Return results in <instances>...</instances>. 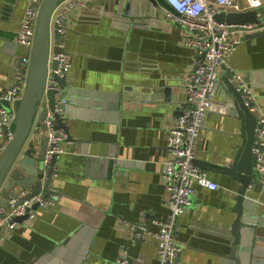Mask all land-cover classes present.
<instances>
[{
    "label": "crops",
    "instance_id": "crops-1",
    "mask_svg": "<svg viewBox=\"0 0 264 264\" xmlns=\"http://www.w3.org/2000/svg\"><path fill=\"white\" fill-rule=\"evenodd\" d=\"M153 2L164 23L128 31L112 27L107 18L69 24L65 47L73 60L65 76L70 88L119 93L124 86H139L160 92L162 99L131 100L103 115L92 112L79 117L77 110L78 117L65 114L72 139L56 157L59 174L54 184L61 196L54 207H39L35 219L24 220L7 234L0 232L6 235L0 242V264H63L62 256L54 254L53 260L50 251L79 228L74 245L84 250L86 264H116L123 251L134 264H158L157 242L140 240L141 234L130 233L125 222L156 231V221L168 216L161 170L168 156V129L187 104L183 79L192 68L195 49L182 43L180 25L164 16L163 0ZM25 5V0H0L1 86L14 83L16 62L24 54L15 38ZM225 65L243 74L259 114L264 115V35L245 38ZM224 73L222 68L211 97L216 102L209 104L196 152V159L208 164V178L220 187L198 186L193 206L177 218L175 235L182 251L176 264H228L239 184L220 167L232 159L240 144L241 123L219 111ZM42 108L29 135L38 148L45 137ZM112 154L121 161L113 170L107 161ZM256 189V213L264 223V187Z\"/></svg>",
    "mask_w": 264,
    "mask_h": 264
},
{
    "label": "water",
    "instance_id": "water-1",
    "mask_svg": "<svg viewBox=\"0 0 264 264\" xmlns=\"http://www.w3.org/2000/svg\"><path fill=\"white\" fill-rule=\"evenodd\" d=\"M65 0H42L38 12V20L34 35V42L27 70L22 68V59L16 62V67L25 78V87L19 101L16 104V116L13 121V137L0 152V204L6 205L10 195L15 194L16 188H26L30 194L43 191L44 196L49 195V178L44 179L45 165L44 157L48 147V138L41 140V147H37V140H29L34 118L40 108L41 118L44 119L48 111L54 112L57 129H63L72 139L70 126L66 124L65 118L54 111L56 98L62 102L63 113H70V117H78L74 110L79 111V117L87 113L103 115L107 110L122 108L131 100L150 101L160 100V92L152 90L144 91L139 86H124L119 93L93 92L89 90H77L68 86L67 77H56L60 89H51L44 96V90L49 71L57 66L58 61L50 59L51 53L60 49L52 43L57 44L60 35L51 29L52 15L55 9ZM260 13V15L258 14ZM264 16V2L244 11H222L215 15L219 22L230 25L243 24L246 22H259ZM101 18L110 20L111 26L128 31L130 27H146L149 24L158 23L159 11L153 0H89L86 6L75 3L67 12L68 23L97 22ZM161 23H164L161 21ZM55 27V25H54ZM264 35V30L246 34V38ZM225 73L221 77L222 91L218 94L221 113H229L240 120V144L230 161L220 167L231 179L237 181L239 188L235 195V204L232 211L235 213L231 225L234 235L233 244L226 256L228 264H264V223L257 215L258 202L253 197L254 193L262 190V184L256 170V158L253 147L257 139L256 129L257 113L252 110L257 105L252 98L253 93L248 92L234 78L235 72L226 65L222 66ZM123 102V103H122ZM211 103L216 102L211 99ZM122 103V104H121ZM0 104L10 108L11 103L7 99H0ZM73 106L79 109H74ZM213 107H216L213 105ZM86 117V116H85ZM103 159V158H102ZM112 170L114 164L121 161L115 159L112 154L107 158ZM56 163V156L52 157L47 169L48 177L51 176ZM195 163L202 169H207V163L201 159H195ZM37 208V206H34ZM26 216L17 217L19 221ZM82 228L76 230L70 238L66 239L62 246L50 251L53 257L61 255L63 264H86L83 252L77 250L74 245L75 237ZM140 233L142 240L144 230L137 228L136 234ZM68 246V249L65 247ZM81 253V254H80ZM179 258H176V262Z\"/></svg>",
    "mask_w": 264,
    "mask_h": 264
},
{
    "label": "built area",
    "instance_id": "built-area-1",
    "mask_svg": "<svg viewBox=\"0 0 264 264\" xmlns=\"http://www.w3.org/2000/svg\"><path fill=\"white\" fill-rule=\"evenodd\" d=\"M26 5L23 17L16 34V44L24 50L22 68L27 70L34 42V35L38 20V12L42 0H25ZM89 0H65L53 12L51 29L60 35L57 43L59 51L51 53L50 59L58 61L57 66L49 71L44 90V96L51 89H60L56 77L67 74L72 66L73 53L66 49L65 42L70 26L67 22V12L75 3L86 6ZM164 16L180 25L182 43L195 49L192 68L184 75L186 92V106L175 117L168 129L166 149L168 156L164 160L161 170V179L165 185L167 218L156 221L158 229L148 231L140 224L125 222L130 233L136 235V230L142 227L143 239L151 238L157 242L158 264H176V258L182 251V246L176 240V221L187 208L193 206L197 187L218 189L220 186L208 178L207 171L195 163L197 142L204 127L208 114L211 97L214 94L219 80L222 66L235 53L239 44L246 38V34L264 30V16L259 22H246L230 25L216 20L215 15L222 11H244L255 7L261 0H163ZM260 15V13H258ZM55 25V27H54ZM235 80L248 92H252L244 81L240 72H235ZM25 87V78L16 72L15 81L11 85H0V99H7L10 108L0 104V152L13 137V121L16 116V104ZM254 99V95L252 96ZM61 101L56 98L54 111L65 117ZM257 113V139L253 147L256 158L258 178L264 184V115L259 114L258 106L252 108ZM54 112L48 111L43 119L45 136L48 138V147L44 157L46 168L44 179L49 178L50 193L44 196L43 191L30 194V190L20 187L15 194L10 195L6 205L0 204V232H12L24 220H33L37 216L39 207L51 208L56 205L61 194L54 184L59 169L53 167L48 177L47 169L53 156L65 152L68 142L67 133L55 127ZM37 206V208H34ZM26 216L19 221L17 217ZM6 235H0V242ZM116 264H134L127 257L125 251L116 259Z\"/></svg>",
    "mask_w": 264,
    "mask_h": 264
},
{
    "label": "flooded vegetation",
    "instance_id": "flooded-vegetation-1",
    "mask_svg": "<svg viewBox=\"0 0 264 264\" xmlns=\"http://www.w3.org/2000/svg\"><path fill=\"white\" fill-rule=\"evenodd\" d=\"M23 55H24V54H22V56H20V59H23Z\"/></svg>",
    "mask_w": 264,
    "mask_h": 264
}]
</instances>
